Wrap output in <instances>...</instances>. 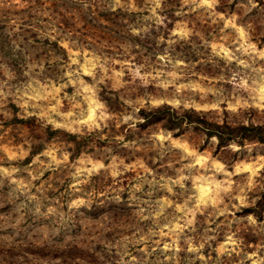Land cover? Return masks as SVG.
I'll return each mask as SVG.
<instances>
[{
	"label": "rangeland",
	"instance_id": "rangeland-1",
	"mask_svg": "<svg viewBox=\"0 0 264 264\" xmlns=\"http://www.w3.org/2000/svg\"><path fill=\"white\" fill-rule=\"evenodd\" d=\"M48 2L0 0V10ZM109 5L133 11L132 33L153 29L166 42L156 61L143 67L61 40L67 60L52 79L29 40L16 35L20 55L0 52V264H264L262 144L215 150L192 125L172 135L133 124L138 106L161 102L264 121V0ZM102 87L117 92L119 111L107 109ZM111 126L114 148L70 156L65 132ZM47 128L60 136L34 137ZM32 244L44 246L39 255Z\"/></svg>",
	"mask_w": 264,
	"mask_h": 264
},
{
	"label": "trees",
	"instance_id": "trees-1",
	"mask_svg": "<svg viewBox=\"0 0 264 264\" xmlns=\"http://www.w3.org/2000/svg\"><path fill=\"white\" fill-rule=\"evenodd\" d=\"M135 1L140 2V0ZM42 9L46 14L38 16L36 13ZM0 11V52L14 50L15 55H20L21 51H24V46L15 38L16 35H19L23 40H29L28 48H38L36 54L43 56L45 60L43 63L45 71H41L43 76L52 79H56L60 71L57 64L67 60L66 49L61 40H65L69 44L98 45L99 53H106L115 58H126V60L143 67L156 61L159 54L164 53L161 51V47L166 45L165 41H156V37H153L156 35L153 29H149L147 32L132 33L130 22L133 23L134 18L128 17L127 14H133V11H127L121 6L112 7L109 5V0H50L48 3L37 6L34 3H27L17 9L2 7ZM153 26L159 27L158 25ZM163 37L166 38L165 35ZM176 47L177 44L172 42L167 45L165 52L171 53L173 49H177ZM20 58L24 61L23 57ZM161 58L164 59L162 56ZM49 59L51 61H48ZM149 59H151L150 63ZM19 65H21V61ZM99 97L111 112L119 111V107L123 104L117 92L112 89L102 87ZM222 114L218 120L213 118L210 109L201 110L181 105L175 107L167 102H161L153 106H138L135 112L137 120L133 124L137 126V132L139 129L156 125L169 130L172 135L180 134L183 126L192 125L206 138L212 136L215 138V150L229 141L241 145L244 140L261 143L264 148V121H230L225 110H222ZM25 119L28 120V117ZM32 123L30 122V125ZM125 129L127 132L123 134V140L131 139L134 131L129 128ZM59 131V128H47V132L43 129L42 135L34 137L41 139L59 137ZM103 131H106L105 136L101 138L97 132ZM114 131L111 126L101 127L100 130L85 131L83 134L65 132L66 137H69V140L73 142V146L69 148L70 156L77 154L80 150L90 152L94 146H106L108 141H111L109 144L111 149L114 148L117 143L121 142L113 138L111 132ZM39 145L38 143L33 146L29 150V154L32 155L36 152ZM40 247L44 248L43 245L32 244V248H28L27 251L39 255ZM75 248L79 251L83 250L76 246Z\"/></svg>",
	"mask_w": 264,
	"mask_h": 264
}]
</instances>
